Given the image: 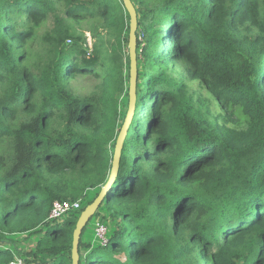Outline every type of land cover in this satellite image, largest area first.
<instances>
[{
	"label": "trees",
	"instance_id": "trees-1",
	"mask_svg": "<svg viewBox=\"0 0 264 264\" xmlns=\"http://www.w3.org/2000/svg\"><path fill=\"white\" fill-rule=\"evenodd\" d=\"M131 2L135 109L92 215L107 242L88 221L79 264H264V0ZM129 23L122 0H0V264H72L128 107Z\"/></svg>",
	"mask_w": 264,
	"mask_h": 264
},
{
	"label": "water",
	"instance_id": "water-1",
	"mask_svg": "<svg viewBox=\"0 0 264 264\" xmlns=\"http://www.w3.org/2000/svg\"><path fill=\"white\" fill-rule=\"evenodd\" d=\"M124 3V7L127 10L130 16L129 23V35H128V54L130 59V67H129V95H128V107L126 111V115L120 131L116 138V143L113 151L111 168L108 175V178L105 184L101 187L98 195L94 198V200L88 204L80 213L75 228L73 230V239H72V248H71V258L72 264H79V254H78V244L80 234L82 232L83 227L92 217L96 209L101 204L104 197L110 191V187L114 182L121 155V148L123 145V140L125 138L127 128L131 122L133 117L135 103H136V79H137V69H136V28H137V13L135 7L133 6L131 0H122Z\"/></svg>",
	"mask_w": 264,
	"mask_h": 264
},
{
	"label": "built area",
	"instance_id": "built-area-1",
	"mask_svg": "<svg viewBox=\"0 0 264 264\" xmlns=\"http://www.w3.org/2000/svg\"><path fill=\"white\" fill-rule=\"evenodd\" d=\"M79 207H80L79 200H75L73 202L54 201L51 206L49 217L50 218H60L63 215H65L69 210L78 209ZM95 231H96V234L100 236L102 244H105L107 242V239L105 238L107 227L104 224L97 222ZM8 264H27V262L21 257L16 256Z\"/></svg>",
	"mask_w": 264,
	"mask_h": 264
},
{
	"label": "rangeland",
	"instance_id": "rangeland-1",
	"mask_svg": "<svg viewBox=\"0 0 264 264\" xmlns=\"http://www.w3.org/2000/svg\"><path fill=\"white\" fill-rule=\"evenodd\" d=\"M85 37H86L88 47L91 49L92 39L90 37L89 32L85 31ZM195 83L196 82H192L193 85H195ZM94 217L95 216H93L91 219H89V222H88L87 226L85 227V229L83 231V235H82V240L85 242H90L91 244L97 243L99 241V238H100V236L97 235L95 233V230H94V220H95ZM32 237L35 238V235L27 238L26 236L21 234L20 237L16 238V240H14L13 238L12 239L14 240L13 242H15V245L21 247L23 251H26L29 248H31V246H32L33 240L30 242V239ZM25 238H27L29 241L25 240ZM196 261H197V259H196Z\"/></svg>",
	"mask_w": 264,
	"mask_h": 264
}]
</instances>
